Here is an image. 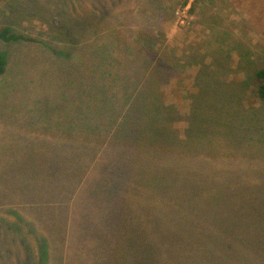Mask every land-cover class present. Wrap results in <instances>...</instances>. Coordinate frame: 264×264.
Listing matches in <instances>:
<instances>
[{
    "label": "rangeland",
    "instance_id": "374dc122",
    "mask_svg": "<svg viewBox=\"0 0 264 264\" xmlns=\"http://www.w3.org/2000/svg\"><path fill=\"white\" fill-rule=\"evenodd\" d=\"M6 27L0 264L264 249V0H0Z\"/></svg>",
    "mask_w": 264,
    "mask_h": 264
},
{
    "label": "trees",
    "instance_id": "16d2710c",
    "mask_svg": "<svg viewBox=\"0 0 264 264\" xmlns=\"http://www.w3.org/2000/svg\"><path fill=\"white\" fill-rule=\"evenodd\" d=\"M20 39H25V37L23 35L18 34V33L11 32L9 30V28H7V27L0 30V40L16 41V40H20ZM140 49H144V48L140 45ZM4 65H5L4 57L0 53V74H2L4 72ZM154 69L157 70V66H155ZM255 78L257 81L258 95H259V97L264 98V67L257 69V71L255 72ZM150 97H151L150 105H152L151 109L153 111L152 118H154L153 123H156L157 121L164 118L163 116H165L167 111L165 109V106H163L162 102L160 103L158 101L159 100L158 97L155 98L153 95H150ZM161 127H157V128L155 127L154 133L156 135L164 134L163 129Z\"/></svg>",
    "mask_w": 264,
    "mask_h": 264
},
{
    "label": "crops",
    "instance_id": "0c3cea01",
    "mask_svg": "<svg viewBox=\"0 0 264 264\" xmlns=\"http://www.w3.org/2000/svg\"><path fill=\"white\" fill-rule=\"evenodd\" d=\"M225 251L230 252H241L239 253H231L230 255L234 257H241L238 258L237 261L239 264H264V249H223Z\"/></svg>",
    "mask_w": 264,
    "mask_h": 264
},
{
    "label": "built area",
    "instance_id": "2783aa9c",
    "mask_svg": "<svg viewBox=\"0 0 264 264\" xmlns=\"http://www.w3.org/2000/svg\"><path fill=\"white\" fill-rule=\"evenodd\" d=\"M187 8H189V2H187L184 6L182 5L181 8H178L176 10V14H178L180 11L183 12Z\"/></svg>",
    "mask_w": 264,
    "mask_h": 264
}]
</instances>
